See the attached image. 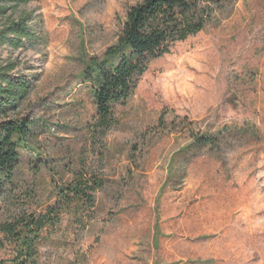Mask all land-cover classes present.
Returning <instances> with one entry per match:
<instances>
[{
  "label": "rangeland",
  "instance_id": "obj_1",
  "mask_svg": "<svg viewBox=\"0 0 264 264\" xmlns=\"http://www.w3.org/2000/svg\"><path fill=\"white\" fill-rule=\"evenodd\" d=\"M137 0H30L34 47L0 50L29 90L5 118L27 122L4 226L43 214L77 171L103 179L92 207L65 208L38 244L39 264H264V0H234L214 21L151 60L115 123L97 129L87 81ZM165 115L163 120L160 114ZM195 132L232 127L220 149L170 158ZM248 124L250 130L240 132Z\"/></svg>",
  "mask_w": 264,
  "mask_h": 264
},
{
  "label": "trees",
  "instance_id": "obj_2",
  "mask_svg": "<svg viewBox=\"0 0 264 264\" xmlns=\"http://www.w3.org/2000/svg\"><path fill=\"white\" fill-rule=\"evenodd\" d=\"M30 0H0V50L34 47L39 34L28 12L18 8ZM234 0H137L126 11L115 44L107 47L104 57L95 60L87 76L95 104L96 127L105 132L114 123V106L124 103L133 94L139 78L151 60L168 53L181 40L195 35L212 23L217 13L232 5ZM15 61L0 60V194L12 186L19 163L20 147L29 135L25 119L15 121L5 116L15 110L29 90V79L12 73ZM160 119L164 114L161 112ZM184 120L189 142L170 158L172 172L177 174L195 150L203 147L220 149V140L232 127L222 126L215 131L190 128ZM240 132L250 130L248 124ZM183 166V165H182ZM104 184L96 174L77 171L68 182L57 189V199L46 213L23 215L5 224L4 229L12 254L0 264H39L38 242L48 225L56 224L59 212L65 208L92 207L94 192Z\"/></svg>",
  "mask_w": 264,
  "mask_h": 264
}]
</instances>
